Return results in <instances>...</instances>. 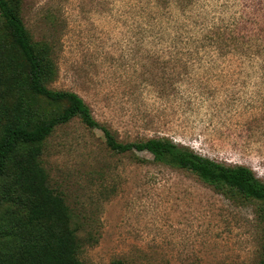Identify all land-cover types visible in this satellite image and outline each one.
<instances>
[{"label": "rangeland", "instance_id": "374dc122", "mask_svg": "<svg viewBox=\"0 0 264 264\" xmlns=\"http://www.w3.org/2000/svg\"><path fill=\"white\" fill-rule=\"evenodd\" d=\"M20 6L31 40L51 48L50 89L77 93L118 141L166 137L264 181V0ZM42 160L79 228L83 264L262 259L254 203L216 194L148 153H115L100 129L78 119L54 131Z\"/></svg>", "mask_w": 264, "mask_h": 264}, {"label": "trees", "instance_id": "16d2710c", "mask_svg": "<svg viewBox=\"0 0 264 264\" xmlns=\"http://www.w3.org/2000/svg\"><path fill=\"white\" fill-rule=\"evenodd\" d=\"M20 9V0H0V264H83L79 228L42 160L54 131L74 119L100 129L115 153H148L216 194L254 203L264 224V181L251 168L220 163L166 137L118 141L77 93L50 89L57 74L51 48L31 40ZM34 99L55 108L43 111Z\"/></svg>", "mask_w": 264, "mask_h": 264}]
</instances>
